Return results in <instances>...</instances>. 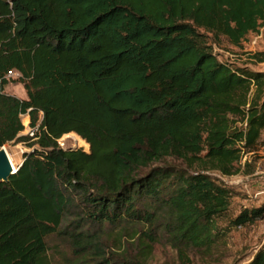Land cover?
Returning a JSON list of instances; mask_svg holds the SVG:
<instances>
[{
  "label": "trees",
  "instance_id": "obj_1",
  "mask_svg": "<svg viewBox=\"0 0 264 264\" xmlns=\"http://www.w3.org/2000/svg\"><path fill=\"white\" fill-rule=\"evenodd\" d=\"M262 27L264 0H0V147L29 149L0 182V264H52L54 234L74 264H148L162 242L190 264L262 219L264 203L227 217L235 194L215 174L252 173L264 73L249 65L264 53L213 51ZM9 71L26 98L5 92ZM68 134L89 151L61 148Z\"/></svg>",
  "mask_w": 264,
  "mask_h": 264
},
{
  "label": "rangeland",
  "instance_id": "obj_2",
  "mask_svg": "<svg viewBox=\"0 0 264 264\" xmlns=\"http://www.w3.org/2000/svg\"><path fill=\"white\" fill-rule=\"evenodd\" d=\"M214 54L218 60L222 62H236L241 64L246 59L241 54L262 52L264 53V27L260 28L258 33H250L241 43V49L233 48L225 40H221V47H214ZM249 68L256 72L264 73V63L250 64ZM17 78H10V83L5 88V92L16 96L17 98H26L23 86L14 81ZM21 122L25 130L21 136L25 135L26 126L29 124L27 116L21 117ZM60 142L63 144V149H82L84 152L89 151V146L75 134L64 135ZM9 156L12 164L17 168L22 162V156L29 149L24 144L10 143L3 147ZM250 163V171L248 176L233 175L230 177H220L221 182L228 186L235 194L231 200V206L228 212L229 218L236 216L240 210L245 208L258 207L264 203V130L261 133L259 144L254 154H246L243 159ZM165 163L175 162L171 158H167ZM163 164L161 162L156 165ZM219 225L224 228L226 226V218L219 222ZM101 231V236H105V232L117 234L120 232V227L110 228L104 226ZM223 237L220 243L211 251H195L190 255V264H245L253 255L264 246V216L257 220L252 225L242 228H231L225 231L223 229ZM108 247L118 251L117 245L114 246L106 242ZM130 240L123 239L124 249L133 246L130 245ZM47 251L52 264H74L75 260L72 255V249L67 238L58 234L49 236L46 239ZM121 245V247H122ZM148 264H180L176 252L165 242L155 245L154 250Z\"/></svg>",
  "mask_w": 264,
  "mask_h": 264
},
{
  "label": "water",
  "instance_id": "obj_3",
  "mask_svg": "<svg viewBox=\"0 0 264 264\" xmlns=\"http://www.w3.org/2000/svg\"><path fill=\"white\" fill-rule=\"evenodd\" d=\"M16 170L11 167L5 149L0 147V182H5Z\"/></svg>",
  "mask_w": 264,
  "mask_h": 264
},
{
  "label": "built area",
  "instance_id": "obj_4",
  "mask_svg": "<svg viewBox=\"0 0 264 264\" xmlns=\"http://www.w3.org/2000/svg\"><path fill=\"white\" fill-rule=\"evenodd\" d=\"M19 76H20L19 73L15 71H9L6 74L7 79L14 78V77L18 78ZM36 133H37V128H32L29 126V124L26 126V131H25L26 136H28L31 139H35ZM58 144L61 148H63V144L62 142H60V140H58Z\"/></svg>",
  "mask_w": 264,
  "mask_h": 264
},
{
  "label": "bare ground",
  "instance_id": "obj_5",
  "mask_svg": "<svg viewBox=\"0 0 264 264\" xmlns=\"http://www.w3.org/2000/svg\"><path fill=\"white\" fill-rule=\"evenodd\" d=\"M7 157H8V160H9V162H10L11 167L14 168V169H16V168L14 167V165L12 164V161L10 160V158H9L8 155H7Z\"/></svg>",
  "mask_w": 264,
  "mask_h": 264
},
{
  "label": "crops",
  "instance_id": "obj_6",
  "mask_svg": "<svg viewBox=\"0 0 264 264\" xmlns=\"http://www.w3.org/2000/svg\"><path fill=\"white\" fill-rule=\"evenodd\" d=\"M21 99H23V98H21Z\"/></svg>",
  "mask_w": 264,
  "mask_h": 264
}]
</instances>
